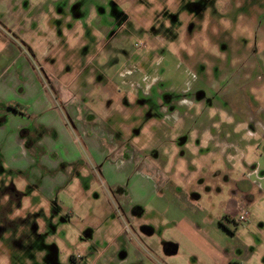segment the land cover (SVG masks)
Wrapping results in <instances>:
<instances>
[{
    "label": "rangeland",
    "instance_id": "obj_1",
    "mask_svg": "<svg viewBox=\"0 0 264 264\" xmlns=\"http://www.w3.org/2000/svg\"><path fill=\"white\" fill-rule=\"evenodd\" d=\"M27 64L43 71L59 97L54 107L67 125L59 131L70 140L44 161L68 181L55 188L46 179L40 190L11 130H0V264H104V255L87 252L102 250L120 231L152 251L179 240L170 261L153 254L163 264H264L257 122L264 121V0H0V88H11L5 80ZM136 88L144 96H135ZM12 93L10 102L21 103L19 89ZM170 100L179 102L165 113L160 108ZM67 108L75 119L83 114L84 133L100 148L88 149L62 112ZM105 127L117 136L115 146L134 149L145 163L139 165L140 154L128 162L106 154L114 143ZM71 149L81 160L66 172ZM150 167L166 175L154 176L159 194ZM111 179L128 183L129 194L123 192L143 204L134 222L124 215L129 197L116 198ZM236 183L248 202L231 195ZM239 200L245 221L238 220ZM174 209L176 218L168 217ZM174 219L193 222L196 244L170 229ZM86 232L93 233L90 243ZM142 253L149 258V250Z\"/></svg>",
    "mask_w": 264,
    "mask_h": 264
},
{
    "label": "crops",
    "instance_id": "obj_2",
    "mask_svg": "<svg viewBox=\"0 0 264 264\" xmlns=\"http://www.w3.org/2000/svg\"><path fill=\"white\" fill-rule=\"evenodd\" d=\"M25 36L26 34L23 35V37ZM29 66L30 65L28 64L26 65V67L20 66L22 70H20L21 72L19 74V77H15V79L11 80V82L5 80V83L9 84L11 88H8V90H6L5 88H0V130H11L10 136L14 138V144L18 148L17 153L20 155V157L23 158V162H25L26 160L28 166H34L40 180L42 181L40 190L46 191L47 188L45 187V183L43 182V180H51V183L55 186V188L63 187L68 181V175H66L65 177L63 175V178H60L61 174L65 173V171L57 168H49L48 163L44 161L46 158V154L47 157H49L51 153H54L52 152L54 147H57L58 150H62L65 145L61 146V144L64 143V141L65 144H67V142L70 140V137L67 136L66 131H64L63 129L59 131L60 126L61 128L63 127V125L67 126L62 112H65L67 119L69 118L74 130L81 136V139L84 140L88 149H95L97 147H100L93 139V135L91 136L90 134L88 135L84 133V128L89 126L86 122H84V120L82 121L83 114L78 112L75 113L76 116L81 115L82 117H79V119H75L74 116H71V111H69L67 108V110H62V114L60 115L59 109L54 107V101L56 100L57 103V100L59 101V97L48 87L49 81L47 78H44L43 71H41V69L38 71L37 68L32 65L30 66L32 68L30 69L31 71H28ZM11 76H13V74H11ZM18 89L20 95L18 99L21 101V103H18L19 105H21V109L24 114H19L18 112L9 108V104H12L10 101H13L11 98H14L13 96L9 97V93L13 92L12 95H16V91L18 92ZM67 113H69V116ZM60 118L62 119V121H60ZM43 132L45 133L42 134ZM60 133L63 134L66 139L62 140V135H60ZM67 146L69 147V145ZM106 147V154L109 153V149L111 154H113V156L115 155L116 159L123 160V157L121 155L122 151L116 149L115 145ZM74 151V149L69 150V152H67V155L69 154L73 156ZM67 159L70 161L66 160L65 163L69 164L70 166L66 167V172H70V169L72 168L71 165L81 160L76 158V156H67ZM125 161L128 162L129 160ZM133 162H135L134 164H136L137 166L136 161L131 162L133 172L134 174H139L137 171L138 168L135 165H132ZM55 164H58L59 166L60 162L56 159ZM101 167L102 169L104 168L103 165ZM20 168L23 167L21 166ZM44 169H51L56 173L54 176L47 177L48 174L43 173ZM99 170L101 169L99 168ZM102 172L103 170H101V173ZM158 172L160 173V175H155V173ZM158 172L154 171L150 167V179L152 180L154 188L153 192L156 191L157 194H159L160 192V185L155 181L154 176H160V180L162 179V181L166 176L162 172ZM110 186L112 187L111 189L114 191L116 198H118L119 200H122L126 196L129 197V195H126L123 192V190H125L127 194H129L128 183L123 184V182H115V180L111 179ZM231 195L233 197L240 196L243 200L247 196L246 193L242 189H240L239 184L237 183L234 184ZM128 202L129 203L127 204H123L124 206L122 205L124 215L129 221L134 222L137 217V213L139 212V208H142L143 204L138 202V200L137 202H135L131 197H129ZM175 211H177V209H174L173 215L168 214V217L176 218L175 216L177 214L175 213ZM192 223V221L191 223H187L185 221H181L180 219L168 221V224L172 225L170 229H177L179 233L182 234L183 238L189 241L188 244L191 245L196 244V240L193 234H189L192 227L194 228ZM141 231L145 234H149L150 231V235H152L153 233L151 227L150 230L145 227H141ZM132 234L135 235V233ZM92 237L93 233L86 232L85 236H83V240L85 241V243H90L92 241ZM131 237L132 236H130L127 232L120 231L117 237L106 241V245L102 250L98 252L89 250L87 253L88 255H93L96 253H98L99 256L100 254L104 255V264H122L124 260H129L132 257L139 259V262H136L135 264H163V262L160 261L159 256H155L153 254L164 256L167 262V259L170 258V256L176 254L181 247V242L171 237L168 238L167 241L163 242V246L161 248L158 247L157 249L156 247L154 251H152L151 248L144 247L145 249L150 251V256L149 258H147L145 254L142 253L144 248L141 247L138 242L136 244H132ZM134 253L135 256H133ZM168 261H170V259H168ZM218 263L222 262H220L219 260Z\"/></svg>",
    "mask_w": 264,
    "mask_h": 264
},
{
    "label": "flooded vegetation",
    "instance_id": "obj_3",
    "mask_svg": "<svg viewBox=\"0 0 264 264\" xmlns=\"http://www.w3.org/2000/svg\"><path fill=\"white\" fill-rule=\"evenodd\" d=\"M134 94H135V96H139V94H141L142 96H144V94L142 93V92H139V89H135V92H134ZM146 96L147 95H150V87L148 88V92L145 94ZM193 96V95H192ZM191 96V97H192ZM166 98H168V96L166 97ZM185 99H187L186 97H184L182 100H185ZM190 99V98H189ZM180 100V99H179ZM179 100H176L175 102H172L171 100H170V103H169V106H161V110L162 111H164L165 113H173L172 112V107H173V105H177V103L179 102ZM190 105H193V98H191L190 99ZM258 113H260L261 114V112L260 111H258ZM258 122V125H260L261 126V128H262V134H261V137L264 139V121H260V120H258L257 121ZM104 131H107V132H110L111 130L110 129H107V127H105L104 128ZM111 133V143H114V144H112V145H117V143H118V140H117V136L116 135H114L112 132H110ZM120 137V136H119ZM108 146V145H107ZM121 147H123L124 148V146L122 145V146H115V148L116 149H120V151H122L121 152V155H122V157L123 158H125V159H131V160H135V159H137L138 157H139V155L138 154H140V157H141V159H140V161H139V165L141 164V163H145V157L141 154V153H138L137 151H135L134 149H132V150H130V149H127V148H121ZM148 162V161H147ZM252 171H256V167H253L252 169H251ZM7 192L9 193L8 195L10 196V197H12V198H14V199H16V198H18L19 197V195H17V193H15V191L14 190H12L11 191V189H9V190H7ZM243 201H246V202H248V196H246L245 198H244V200ZM3 229V226H1V224H0V230H2ZM56 264V263H55Z\"/></svg>",
    "mask_w": 264,
    "mask_h": 264
},
{
    "label": "built area",
    "instance_id": "obj_4",
    "mask_svg": "<svg viewBox=\"0 0 264 264\" xmlns=\"http://www.w3.org/2000/svg\"><path fill=\"white\" fill-rule=\"evenodd\" d=\"M236 209H237V212H238V220L239 221H245V220H247L246 217H247L248 213H247L245 207L243 205H241V202L240 201H238L236 203Z\"/></svg>",
    "mask_w": 264,
    "mask_h": 264
},
{
    "label": "trees",
    "instance_id": "obj_5",
    "mask_svg": "<svg viewBox=\"0 0 264 264\" xmlns=\"http://www.w3.org/2000/svg\"><path fill=\"white\" fill-rule=\"evenodd\" d=\"M9 108H11L12 110L18 112L19 114H24V113H22L21 105H19L17 103L9 104ZM68 120H69V118H68ZM233 264H238V263L234 262Z\"/></svg>",
    "mask_w": 264,
    "mask_h": 264
}]
</instances>
